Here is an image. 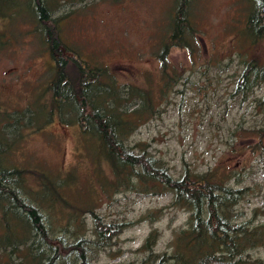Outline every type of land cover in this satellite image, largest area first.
<instances>
[{"label": "rangeland", "instance_id": "rangeland-1", "mask_svg": "<svg viewBox=\"0 0 264 264\" xmlns=\"http://www.w3.org/2000/svg\"><path fill=\"white\" fill-rule=\"evenodd\" d=\"M174 2L0 0V150L6 140L19 138L10 160L28 166L24 176L30 188L22 197L39 216L20 221L22 239L0 242V264H50L59 253L56 264H82L77 255L60 249L79 243L90 245V264H183L180 260L195 255L182 252L190 247L191 213L174 203L172 191L154 187L138 166L124 167L116 178L101 143L85 140L71 115L57 114L45 128L33 130L28 104L55 71L45 43L54 25L69 49L82 58L95 56L117 73L122 102L111 104L110 121L126 152L141 155L137 145L143 144L148 158L175 177L185 167L229 171L231 194L220 199L212 215L243 228L264 227V134L259 132L264 128V80L239 87L244 56L264 58V41L254 45L240 33L244 0H192L187 14L199 31L185 27L181 45L161 61L153 48L157 33L167 29ZM64 58L65 63L71 59ZM162 69L168 75L162 76ZM140 88L150 89L152 105ZM129 114L134 123L122 121ZM41 172L65 179L72 174L68 184L60 180L55 188L74 205L91 203L105 223L125 224L124 231L101 239L90 213L61 228L54 216V209L62 208L60 197L53 190L42 192ZM102 177L114 178L115 185L103 190ZM52 196L58 199L54 208L47 204ZM210 215L206 212L205 219ZM17 218L14 202L0 195V225ZM191 264H264V245L195 256Z\"/></svg>", "mask_w": 264, "mask_h": 264}, {"label": "trees", "instance_id": "trees-1", "mask_svg": "<svg viewBox=\"0 0 264 264\" xmlns=\"http://www.w3.org/2000/svg\"><path fill=\"white\" fill-rule=\"evenodd\" d=\"M191 1L175 0L172 10H169L170 18L167 29L164 34L157 33L153 53L161 61L166 59L173 47L181 45L185 27L189 26L192 30L199 31L195 27L196 22L193 15L187 14V8ZM244 2L246 20L240 33L246 42L256 45L264 41V0H244ZM47 35L45 43L55 62V71L50 80L37 87V93L28 104L32 112L33 130H42L54 120L57 114L60 117L71 115L76 119L73 123L79 124L85 140H95V142L101 143L102 154L109 161L116 178L119 173L120 175L124 173V167L132 169L138 166L155 184L154 187L159 189L165 187L172 191L174 203L187 208L191 213V233H188L187 238L190 247L182 252H184V256L194 253L195 255L186 260H180L183 261V264H191V260L195 256L214 257L218 252H223L234 246L264 245V227L243 228L221 222L212 215V211L220 199L231 194V189L226 184L230 179L229 171L219 173L216 168L214 171L198 172L185 167L184 172L175 177L162 164L148 158L146 147L143 144L137 145L141 155L132 153V151L126 152L119 131L113 129L110 121L111 104L122 102V84L119 82L117 73L95 56L82 58L81 54L75 53L74 49H69L56 25L50 28ZM196 45L197 40L193 39L190 43L191 50L194 51ZM64 57L71 59L65 63L63 62ZM244 59L245 67L240 80V88L264 80V58L247 54ZM162 73V76H166L169 71L162 69ZM162 80H165V77ZM139 91L146 104L152 105L150 89L140 88ZM134 117V114H129L124 115L121 119L124 123L130 124V122L134 123ZM259 132L264 134V128H261ZM18 139L6 140L0 150V195L10 198L18 212L17 219H12L9 224L0 225V242L6 244L16 243L22 239L23 236L20 237V235L23 223L20 221L37 220L39 217L34 208L22 197L23 192L30 188L24 176L25 170L29 169L28 166H19L10 160V155L14 152ZM88 141L85 146L90 151ZM71 175L69 174L65 179L63 176H52L51 174L47 175V172H41L39 179L42 192L46 194L53 190L58 199L60 197L59 206L62 208L57 210L58 207H56L54 216L60 225H63L61 228H67L66 224L69 223L73 225L78 215L90 213L96 221L97 233L101 239L109 238L111 240L120 235L126 227L125 224L105 223L91 203L86 201L83 205H74L63 195L61 189L55 188V184L60 180L68 184ZM113 180L114 178L102 177L101 187L103 190L106 191L108 186L115 185ZM58 199H54L52 196L47 200L48 206L54 208ZM208 211L211 215L205 219L204 214ZM44 240L49 241L46 231ZM89 246L86 243H79L69 250H64L60 245V249L61 252L77 255L82 264H90ZM59 256L60 253L50 264H56V259Z\"/></svg>", "mask_w": 264, "mask_h": 264}]
</instances>
